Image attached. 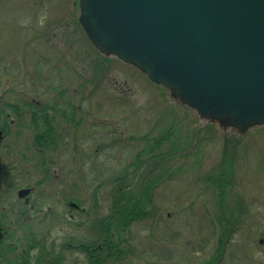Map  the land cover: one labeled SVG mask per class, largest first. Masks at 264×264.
Listing matches in <instances>:
<instances>
[{
    "label": "rangeland",
    "instance_id": "rangeland-1",
    "mask_svg": "<svg viewBox=\"0 0 264 264\" xmlns=\"http://www.w3.org/2000/svg\"><path fill=\"white\" fill-rule=\"evenodd\" d=\"M76 3L79 0H0V55L3 54L1 57L10 73L15 76L16 64L21 73L18 80L12 76L13 81L0 75V100L13 101L23 97L29 101L33 98L43 99L50 95V85L52 88L62 85L68 90L77 91L85 113L88 106V110L93 107L92 114L98 120L113 121L118 123V127L125 125L131 135L150 133L159 137L169 132L170 127H174L186 141L189 139L191 149L187 150L188 156L180 155L170 161L167 159V162L163 161V168L155 171V175H162L163 169L167 173V181L157 191L155 199L156 207L164 218L160 224L142 223L132 228V238L136 245L145 249L147 255L129 264H197L208 259L213 253L218 235L213 222L215 216L221 210L229 208L238 207L237 210L242 211L243 203L255 207V210L251 209L255 215L249 214L248 221L246 224L244 222L240 231L241 236L235 241V245L242 246L241 250L248 256L235 264H264V243L260 245L262 240L259 238L260 234L264 235V125L249 127L242 134L244 136L238 134V130H241L239 127L227 125V122L220 120L209 121L207 128L200 129L197 112L172 101L169 97L173 95L170 89V93L165 94L162 91L164 87L151 84L146 76H141V73L116 60L105 63L111 69L107 77H104V72L99 75L96 73L94 77V69L92 72L89 70L93 60L85 53L82 43L75 42V39H80L68 36L70 32L66 31V26L71 21L74 28L81 30L79 21L77 20L78 24L74 21L79 8L75 6ZM25 51L28 52L24 53ZM49 55L51 60L45 62ZM23 56L25 57L21 58ZM76 58L78 60L74 63ZM51 65L52 74L47 72ZM80 70L92 82L83 90L85 94L80 93ZM38 71L44 73L41 83H48L47 86L36 84L25 76L27 73L29 76L39 75ZM90 93L92 98L88 96ZM85 95L91 98L88 102L93 106L90 107L91 104L85 101ZM112 101H115V106ZM200 118V125H205L207 119ZM92 120L93 116L90 118ZM85 132L87 113L83 130L79 131L78 136ZM197 138L200 140L197 141ZM98 142V138L89 140L86 136L78 145L88 152L95 150ZM30 144L29 133H24L23 145ZM15 152L13 149L12 154ZM179 152L182 153V148ZM28 154L29 159L35 157V153ZM134 155L109 151L99 157L95 165L100 167L103 164L107 168L120 169L131 162ZM116 157L118 158L115 159ZM52 159L60 162L59 166H48L49 173L54 171L56 175L60 171L67 172L69 167L76 165L63 157L57 160L56 155H52ZM151 164H146L145 170L135 180L136 184L146 180L147 171L154 166ZM221 164L231 171L232 188L228 200L224 201L223 208L219 210L220 202L216 193L212 188L207 191L204 181L209 176H214L216 168ZM80 165H84L83 161ZM91 165L88 160L86 168L89 169ZM90 171H93L92 168ZM32 173L42 175L40 170ZM90 178L92 177L89 176ZM10 181L9 178L8 182ZM58 184L57 180L54 185L48 182L45 188L48 193H52L53 188L55 191L60 188ZM58 214L62 217L67 215V220L71 216L62 206H59ZM69 234H76L70 224L61 222L60 225L51 226L46 222L38 230L24 229L9 234L6 245L17 248L22 245H26V248L31 244L37 245L32 251H25L29 253L33 264H36L41 256L39 242L45 241L47 253L55 255L60 252L59 249ZM235 254L237 255L236 252Z\"/></svg>",
    "mask_w": 264,
    "mask_h": 264
},
{
    "label": "trees",
    "instance_id": "trees-1",
    "mask_svg": "<svg viewBox=\"0 0 264 264\" xmlns=\"http://www.w3.org/2000/svg\"><path fill=\"white\" fill-rule=\"evenodd\" d=\"M75 6L78 7V3ZM77 17L74 18V21L78 24ZM72 24L71 21L66 26V31L70 32L68 36L80 39L78 41L75 39V42L77 44L81 42L85 53L93 60L89 70L92 72L94 69V77L96 73L99 75L101 72H104V77H107L106 75H108L110 69L105 66V62L108 63V60L100 56L90 43L81 36V30L77 27L74 28V24ZM50 60L49 55L45 62ZM77 60L76 58L74 63ZM48 68L50 70L47 72L52 74V65ZM38 73L39 76L35 77L37 81L35 83L47 86L48 83H41L43 82L44 73L42 74L39 71ZM78 74L82 78V81H80L82 82V91L80 93H84L83 90L87 89V86H90L92 82L90 79L87 80L81 70L78 71ZM29 75L28 73L25 74L29 80H32L35 76V74L33 76ZM97 78L99 77L97 76ZM58 89L61 90L58 91ZM49 92L50 95L44 97L46 99L40 101L39 106L32 102H24L23 105L24 112H27L24 115L30 116L27 119L26 128L30 131L33 129L36 131L33 142L34 147L32 148L35 157L29 159L28 154H24L26 163L24 175H28L31 183L37 182L36 185L40 191L38 204L42 206H39V211L36 214L40 216L43 214L42 209L46 211L48 207L50 208L38 218H34L33 215L32 219H27L22 226L27 230H38L39 226L45 225L46 222L51 226L53 224L60 225L61 222H64L66 225L70 224L76 234L66 236L62 243L63 246L59 249L60 252L55 255L52 252L47 253L45 241L43 243L39 242L38 249L41 256L36 264H129L134 263L135 259H142L147 254L141 245H136L135 240L132 238V228L142 223H162L164 216L156 207L155 199L157 191L167 181V173L163 177V174L155 175L156 169L160 168L161 170V166L158 164L156 167L154 164L153 168L147 171L145 181L141 180L140 184H136L135 180L142 172L143 165L146 162L159 163L164 159L170 160L178 157L181 155L180 149L182 148V152L185 151L189 144L184 142V138L174 127H170L169 132L159 137H154L150 133L142 136L140 134L131 135L127 132V126L125 125L118 127V123L113 121L98 120L96 115L92 114L94 112L92 111L93 107L88 110V106L86 111L87 123L88 117L90 123H88L89 128L86 133L89 140L93 137L99 139L95 150L87 154L92 164L90 168L93 171L89 172L90 168L79 166L77 168L69 167V171H60L58 175L54 173L55 177L50 183L52 182L54 185L57 180L60 186L57 191L54 189L55 203L53 202V194H48L45 188L48 183L44 185L48 180L46 179L47 176L51 177L48 166L60 165L59 161L56 162L55 159H52V155H56L57 160L63 157L64 160L69 159L70 163L78 162L79 154L76 151V153L67 154L64 153V150L69 146L71 135L77 134L79 125L84 120V116L86 117V113L78 100L76 90H68L62 85L59 87L55 85L52 88V85H50ZM88 96L93 97L92 93ZM84 98L88 104H91L90 107L93 106L92 103L88 102L91 98H87L86 95ZM108 100L110 101V98ZM112 105L115 106V101H112ZM123 106L125 107V104ZM19 108L15 110L17 115H20L21 108ZM32 115H34L33 118ZM92 116L94 120L90 121ZM38 129L39 132H37ZM138 146L142 148L138 149ZM131 149L138 150L133 151ZM109 151L111 153L115 151L123 155L125 153L135 155L131 158V162L120 169L107 168L103 164L97 167L95 165L96 160ZM225 168L221 164L216 168L215 175L209 176L204 181L205 189L208 191V188H212L216 193L220 202L219 210L223 208L224 201L228 200L232 188L231 171ZM116 169H119V171H115ZM34 170H40L42 175L32 173ZM89 176L92 178L89 179ZM60 202L64 203L69 212L71 211L72 217H68V220L66 219L67 215L62 217L58 214V204ZM73 202L78 205L79 209L71 210L70 203ZM235 208L221 210L215 216L213 222L215 232H218V235L213 253L208 259L197 264H235L247 258L248 255L241 250L243 247L235 245V241L236 238L241 236L240 231L244 222L246 224L251 214L252 216L255 215L251 210H255V207L243 203L242 211H238V207ZM210 222L212 223V220ZM14 229L16 230V228ZM48 229L51 228L48 227ZM259 238L264 241L263 234H260ZM27 257L25 252L17 253L15 249H10V252L7 253L3 246H0V264H33Z\"/></svg>",
    "mask_w": 264,
    "mask_h": 264
},
{
    "label": "water",
    "instance_id": "water-1",
    "mask_svg": "<svg viewBox=\"0 0 264 264\" xmlns=\"http://www.w3.org/2000/svg\"><path fill=\"white\" fill-rule=\"evenodd\" d=\"M93 46L209 121L264 125V0H80ZM29 191L20 192L21 195Z\"/></svg>",
    "mask_w": 264,
    "mask_h": 264
},
{
    "label": "flooded vegetation",
    "instance_id": "flooded-vegetation-1",
    "mask_svg": "<svg viewBox=\"0 0 264 264\" xmlns=\"http://www.w3.org/2000/svg\"><path fill=\"white\" fill-rule=\"evenodd\" d=\"M27 52L28 51H25L24 53ZM1 56H3V54L0 55V61H3ZM36 76L38 77L39 75H35L32 78L34 83L37 82L35 80ZM44 99L46 98H33L31 101H29L26 98H20L13 100V103L7 99L5 102L0 100V240H2L4 236L17 232L18 230H27L22 226L23 223L27 221V219H32L31 217H33V215L35 216L34 218H38L45 214L47 209L50 208L48 207L46 211L45 209H42L41 211L43 214L40 216L36 214L37 211H39V206H42L38 204L40 199V191L36 185L37 182L31 183L30 178L27 179L28 175H24V154H28L30 152L33 153L34 149L32 148L34 147L33 142L36 131L34 129L30 131L26 128V122L30 116L24 115V113L27 112H24L25 108L23 103L32 102L36 106H39V102ZM18 105L21 108L20 109L18 107L20 109V115L15 113V110H18ZM33 117L34 115H32V118ZM82 122L79 125L77 134L71 135L69 146L65 148L64 153L69 154L76 151L79 154V158L77 163H71L73 165L76 164L72 167L81 166L86 168L87 162L89 160L87 154L91 152V150L88 152L84 151L83 147L78 145L83 138L88 136L86 132L78 136L79 131L83 130L85 116ZM88 128L89 124L87 123V130ZM37 132H39V129ZM24 133H29L30 137L32 138L30 145H23ZM140 148L142 147L140 146L138 149ZM13 149L16 150L14 154H12ZM138 149L131 150L136 151ZM113 153H115V151ZM82 161L84 165H80ZM54 177V171H52L51 177L48 175V178H46L49 179V181L47 180V182L44 183V180L42 179V182L44 185H46L48 182L53 181ZM9 178L11 179L10 182H8ZM22 191H29V194L21 195L20 192ZM48 194H53L54 197V188L52 193L49 192ZM13 195H15V197ZM53 202H55V197ZM14 228H16V230Z\"/></svg>",
    "mask_w": 264,
    "mask_h": 264
}]
</instances>
